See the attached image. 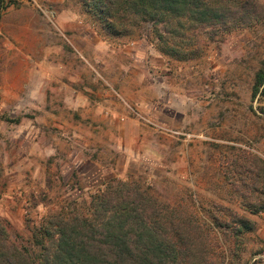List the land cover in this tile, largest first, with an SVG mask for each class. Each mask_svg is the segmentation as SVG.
<instances>
[{
	"label": "rangeland",
	"instance_id": "obj_1",
	"mask_svg": "<svg viewBox=\"0 0 264 264\" xmlns=\"http://www.w3.org/2000/svg\"><path fill=\"white\" fill-rule=\"evenodd\" d=\"M216 1L242 12L188 47L136 19L112 33L81 0H0V221L19 248L117 179L172 220L217 217L225 264H264V0Z\"/></svg>",
	"mask_w": 264,
	"mask_h": 264
},
{
	"label": "trees",
	"instance_id": "obj_2",
	"mask_svg": "<svg viewBox=\"0 0 264 264\" xmlns=\"http://www.w3.org/2000/svg\"><path fill=\"white\" fill-rule=\"evenodd\" d=\"M81 1L112 33L127 31L136 19L161 28L174 45L188 47L200 45L205 32L219 23L225 27L232 22L228 16L242 12L212 0ZM258 96L264 97V61L256 71L252 99ZM259 110L264 115V108ZM109 182L92 196L86 212L55 213L42 222L31 236L36 253L19 248L0 221V264L226 263L227 249L218 235L223 222L217 217L212 226L172 220L137 183ZM240 220L244 224L246 218Z\"/></svg>",
	"mask_w": 264,
	"mask_h": 264
}]
</instances>
